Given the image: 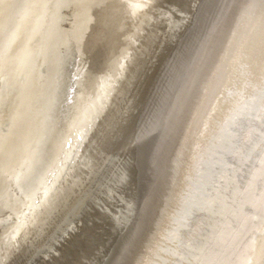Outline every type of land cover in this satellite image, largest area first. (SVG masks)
I'll list each match as a JSON object with an SVG mask.
<instances>
[{"label":"bare ground","instance_id":"6f19581e","mask_svg":"<svg viewBox=\"0 0 264 264\" xmlns=\"http://www.w3.org/2000/svg\"><path fill=\"white\" fill-rule=\"evenodd\" d=\"M0 264H264V0H0Z\"/></svg>","mask_w":264,"mask_h":264},{"label":"snow or ice","instance_id":"6c2138e0","mask_svg":"<svg viewBox=\"0 0 264 264\" xmlns=\"http://www.w3.org/2000/svg\"><path fill=\"white\" fill-rule=\"evenodd\" d=\"M144 6H146V5H140V4H129L128 5L129 8H140V7H144Z\"/></svg>","mask_w":264,"mask_h":264}]
</instances>
